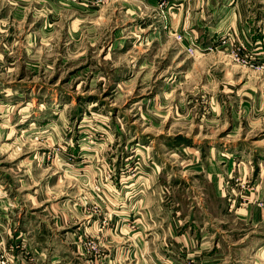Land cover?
<instances>
[{"label":"rangeland","instance_id":"obj_1","mask_svg":"<svg viewBox=\"0 0 264 264\" xmlns=\"http://www.w3.org/2000/svg\"><path fill=\"white\" fill-rule=\"evenodd\" d=\"M176 1L0 0V264H264V0L251 38Z\"/></svg>","mask_w":264,"mask_h":264},{"label":"crops","instance_id":"obj_2","mask_svg":"<svg viewBox=\"0 0 264 264\" xmlns=\"http://www.w3.org/2000/svg\"><path fill=\"white\" fill-rule=\"evenodd\" d=\"M176 2L177 7L172 12L180 13V15H177V20L174 21L172 19L171 27L173 29L179 30L180 32L182 31L183 33V30L188 27L186 19L190 15L188 8L191 1L177 0ZM197 5H200L201 7H199V10L196 13L194 12V14L198 15L199 17V20L196 24L197 26L193 27V32L195 34L198 35L199 33H203L205 38H210L214 35V32H219V34H222L223 32L230 31V29H239L242 33H246L247 37L251 38V34L246 32L250 28V23L246 21V18L248 17L247 8L249 6L246 0H198ZM211 30L215 31L211 32ZM246 34L243 35L246 36ZM243 209L245 212L244 214L242 213V215L245 216H240V218L244 219L246 222L252 223L257 217L255 211L258 213V210L261 212L262 216L260 217V213L257 214L259 215L257 219H264V203L258 205V207L254 206L253 208L248 205L247 209ZM262 224L264 225L263 222ZM139 236V233L137 234L135 232V236H129V238H131L133 242L136 241L139 243ZM154 236L155 235H151L150 237ZM110 241L111 239L107 240L106 242L110 244L109 251H107L106 256L103 258L104 264H122L121 259L125 261L132 253L130 251L128 253L127 247L125 246L122 247L123 249L121 248L118 251H111L112 244ZM174 241L178 243L182 242L185 245H194L195 242V247L198 249L196 251H202L203 259L205 261V263L203 262L204 264H219V261L216 262V260L219 259V242L217 241L209 244L207 237H204V235L201 234V230L196 237L193 235V233L185 229L180 234L175 235ZM119 242L120 241L117 243ZM135 245L137 246V244ZM134 253L137 254L136 249ZM111 256H117L118 262L116 258L111 259ZM62 264H64V262Z\"/></svg>","mask_w":264,"mask_h":264},{"label":"built area","instance_id":"obj_3","mask_svg":"<svg viewBox=\"0 0 264 264\" xmlns=\"http://www.w3.org/2000/svg\"><path fill=\"white\" fill-rule=\"evenodd\" d=\"M252 63H253V65L260 66V68H263L264 69V63H262L260 65H258L257 64L258 62H256V61H253Z\"/></svg>","mask_w":264,"mask_h":264}]
</instances>
